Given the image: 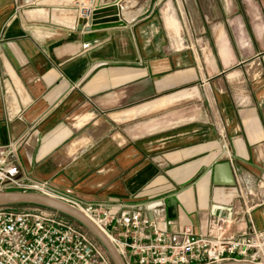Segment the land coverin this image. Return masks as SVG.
I'll return each instance as SVG.
<instances>
[{"label":"crops","instance_id":"crops-1","mask_svg":"<svg viewBox=\"0 0 264 264\" xmlns=\"http://www.w3.org/2000/svg\"><path fill=\"white\" fill-rule=\"evenodd\" d=\"M116 1L0 0L18 175L82 206L161 202L147 214L169 232H264V0H121L125 24L77 29Z\"/></svg>","mask_w":264,"mask_h":264},{"label":"built area","instance_id":"built-area-1","mask_svg":"<svg viewBox=\"0 0 264 264\" xmlns=\"http://www.w3.org/2000/svg\"><path fill=\"white\" fill-rule=\"evenodd\" d=\"M16 151L15 142L0 146V191H33L75 205L106 232L126 264H218L233 259L264 264V232L214 238L196 234L187 224L169 232L159 227L162 216L147 214L148 209L162 206L161 202L143 208L82 206L50 191L46 181L20 177ZM7 207L0 206V264H113L102 245L72 224Z\"/></svg>","mask_w":264,"mask_h":264},{"label":"water","instance_id":"water-1","mask_svg":"<svg viewBox=\"0 0 264 264\" xmlns=\"http://www.w3.org/2000/svg\"><path fill=\"white\" fill-rule=\"evenodd\" d=\"M117 0L105 5H96L88 12V17L78 19L77 29L90 30L98 26L106 27L109 24L123 25L125 22L120 18ZM85 24L87 26L85 27ZM218 185H234L235 180L229 162H222L217 165L215 181ZM13 204H32L48 207L60 211L87 228L99 241L107 252L113 264H126L125 259L112 242L110 237L95 221H93L84 211L75 205L52 195H46L33 191L23 190H2L0 191V206ZM218 264H259L249 260L233 259Z\"/></svg>","mask_w":264,"mask_h":264},{"label":"rangeland","instance_id":"rangeland-1","mask_svg":"<svg viewBox=\"0 0 264 264\" xmlns=\"http://www.w3.org/2000/svg\"><path fill=\"white\" fill-rule=\"evenodd\" d=\"M6 206H8L7 208L9 210L15 211V212H23V211L39 212L52 219L63 220L79 228L85 233H87L92 241L99 243V241L93 236V234L87 228L81 225L77 220L55 209H51V208L39 206V205H28V204H25V205L24 204H21V205L14 204V205H6Z\"/></svg>","mask_w":264,"mask_h":264},{"label":"trees","instance_id":"trees-1","mask_svg":"<svg viewBox=\"0 0 264 264\" xmlns=\"http://www.w3.org/2000/svg\"><path fill=\"white\" fill-rule=\"evenodd\" d=\"M14 205V204H13ZM17 205H21V204H17ZM25 205V204H24ZM28 205H32V204H28Z\"/></svg>","mask_w":264,"mask_h":264},{"label":"bare ground","instance_id":"bare-ground-1","mask_svg":"<svg viewBox=\"0 0 264 264\" xmlns=\"http://www.w3.org/2000/svg\"><path fill=\"white\" fill-rule=\"evenodd\" d=\"M90 217V216H89ZM92 219V218H91ZM96 223V222H95ZM98 225V224H97ZM99 226V225H98ZM100 227V226H99ZM101 228V227H100ZM103 230V229H102Z\"/></svg>","mask_w":264,"mask_h":264}]
</instances>
